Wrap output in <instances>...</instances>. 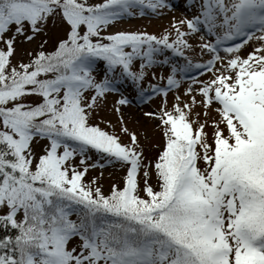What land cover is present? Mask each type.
<instances>
[{"label":"snow or ice","instance_id":"6c2138e0","mask_svg":"<svg viewBox=\"0 0 264 264\" xmlns=\"http://www.w3.org/2000/svg\"><path fill=\"white\" fill-rule=\"evenodd\" d=\"M177 7L0 0V264H264V0H184L159 35L109 31ZM126 85L163 96L151 155L122 115L120 134L94 122ZM108 166L107 193L85 181Z\"/></svg>","mask_w":264,"mask_h":264},{"label":"rangeland","instance_id":"374dc122","mask_svg":"<svg viewBox=\"0 0 264 264\" xmlns=\"http://www.w3.org/2000/svg\"><path fill=\"white\" fill-rule=\"evenodd\" d=\"M173 4H178L180 7H177L173 10H166L164 15L157 16L155 14H152L151 12H148L147 14L143 16H134L131 18H126L124 20H121L117 22L113 28H110L109 31L112 30H128V31H134V30H140V31H147L149 33H155L157 35L160 34L161 29L167 28L169 25V22L171 21V18L173 16L177 17L178 19L182 15H190V13L185 12L183 8L184 0H172ZM56 35L55 30L49 31L48 37H45V39L49 40V44L46 45V47L51 46V40ZM41 37H37L35 40H33L31 43L25 42L22 45L23 49H33L37 46V43L40 41ZM253 45L250 44L248 47H245L242 49V54L246 53L251 49ZM21 55V50L18 48L16 57H13V59H17ZM190 55H193L190 53ZM171 58V57H170ZM195 59H200L199 56V49H196V52L194 54ZM175 61H179V58H172ZM203 59H207L205 56ZM152 71H155L157 79L151 80V73ZM164 74L165 76L168 73L167 67H156L154 69H150L148 71L147 78L143 81L142 87H147L149 84V81L152 83H162V81L159 80V77L161 74ZM208 74L202 75L201 79H206ZM186 85V82L182 83L179 89V92L176 91H170L167 95V99L169 104H171L174 100L175 95L179 94L181 95L182 99H185L183 97V91L184 87ZM123 94L129 98L131 101L127 105H120V112L119 114L115 111V101L120 98L119 93H110L108 94L107 98L105 99L104 103L99 108V114L94 117V122L99 123L102 128H106V130L109 131H115L117 134H120L119 129L121 127L120 123V116H123V124L130 130L135 131L140 138L141 144L144 146L146 155H151V148L153 144L159 143L161 140L160 131L157 129L156 124L157 120L146 116V112H154L156 111L162 100L163 96L161 95H155L150 96V98L146 102H141L139 98L135 100L134 98L137 97L136 90H132L131 86L126 85L123 89ZM133 96H136L133 98ZM102 121H110L112 127L108 128ZM122 135V134H121ZM146 137V138H145ZM122 139H127L126 137L122 136ZM101 172L103 175H101ZM123 175V169H120L119 167H113L108 166L103 169L90 168L88 172L86 173L85 179H91L93 176L96 177L98 185L102 186V190L104 192H108L110 189V186L113 183H118L121 180V177ZM154 179L152 180V183H154Z\"/></svg>","mask_w":264,"mask_h":264},{"label":"trees","instance_id":"16d2710c","mask_svg":"<svg viewBox=\"0 0 264 264\" xmlns=\"http://www.w3.org/2000/svg\"><path fill=\"white\" fill-rule=\"evenodd\" d=\"M85 179V178H84ZM88 179H85V181H87Z\"/></svg>","mask_w":264,"mask_h":264}]
</instances>
